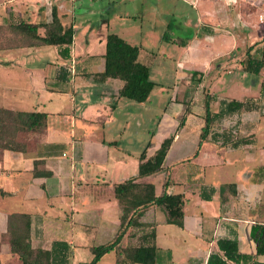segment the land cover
<instances>
[{
  "label": "crops",
  "instance_id": "obj_1",
  "mask_svg": "<svg viewBox=\"0 0 264 264\" xmlns=\"http://www.w3.org/2000/svg\"><path fill=\"white\" fill-rule=\"evenodd\" d=\"M49 6V0H0V25L12 17V20L21 18L28 22L47 21L45 17L51 14V11L48 14ZM216 34L225 39L230 53L239 47L243 54L218 51L195 54L199 52V43L192 45L187 41L184 46L187 54H179L176 61L173 87L177 92L182 87L191 94L180 101L176 93L157 123L156 141L148 142L143 148H146V156L150 157L164 138L172 137L161 170L153 174L137 175L143 150L134 154L131 162L126 155L116 153L118 148L114 151V148L99 142H91L93 146L87 148L72 144V150L67 153L49 134L48 112L0 104V107L14 111L47 114L43 132L19 133L18 140L26 143L25 152L0 149V190L4 192L0 194V255L3 258L17 257L11 252L9 242V214L18 213L25 216L21 221L29 220L28 242L33 248L51 249L55 241H64L72 251L70 257L78 250H88L91 257L77 264L89 262L93 257V247L108 244L115 238L126 208L127 218L134 220L126 228L120 247L154 246L160 250V256L166 263L207 264L210 253L220 252L218 239L236 237L238 251L249 256L237 264L264 263V254L256 253V244L250 237L253 225H264V32L261 36H251L240 46L239 34L234 30L233 34L230 30L217 31ZM37 47L20 48L31 53ZM249 47L250 55L263 61L259 72L252 73L258 76L256 81L249 76L251 72L244 70ZM37 53L27 55H41ZM141 56L139 54V59L143 61ZM95 57L103 61L102 69L96 72L85 71L80 56L72 52L70 58H62L55 64L52 78L55 88L51 90H68L65 83L71 81L73 93L74 80L79 76L92 77L97 84L108 86L112 85L111 81H120L112 85L115 92L111 100L95 108L93 115L87 118L88 124L72 116V138L77 137L78 128L83 136L92 139L99 132L98 127L113 121V113L122 98L119 96L122 80L108 78L98 81L95 74L104 69V59L103 54ZM95 57L91 54L87 59ZM155 57L157 54L154 52L148 54V60ZM144 62L150 65V61ZM15 63L17 58L0 54V66ZM225 70L231 75L224 76ZM219 84L233 86L236 93L233 97H220L215 90ZM47 91L46 87L42 89L43 93ZM207 95L212 102H217L216 109L210 103L212 124L221 122L223 127L216 131L210 127V132L201 141ZM70 100H73L72 96ZM230 100L247 101L248 108L217 116L222 103ZM227 127L231 132H223ZM26 134L30 135L28 139ZM108 142L116 143L115 140ZM99 167L101 170L96 172ZM126 180L152 184L156 196L163 192L183 194V226L168 223L165 211L156 204H149L140 209L138 215H133L134 204L130 203L133 198H118L114 192L115 185ZM94 186V191L86 190ZM112 252L114 256L103 262L104 257ZM70 257L67 264H70ZM116 260L117 254L113 250L105 253L97 264H116Z\"/></svg>",
  "mask_w": 264,
  "mask_h": 264
},
{
  "label": "rangeland",
  "instance_id": "obj_2",
  "mask_svg": "<svg viewBox=\"0 0 264 264\" xmlns=\"http://www.w3.org/2000/svg\"><path fill=\"white\" fill-rule=\"evenodd\" d=\"M49 1L48 14L52 6H56L63 24L73 26L74 41L71 52L80 56L85 71L96 72L102 69V59L95 56L102 54L105 37L107 33L113 32L140 47L143 61H150V79L155 83L145 102L122 97L113 113V121L104 127H98L99 132L94 134L92 139L83 136L78 128L77 137L72 138V116L79 122L88 124L87 118L93 115L95 108L111 100V95L115 92L112 85L115 86V83L120 81H111L112 85L108 86L97 84L92 77L79 76L74 80L73 93L71 81L65 83L68 90H51L52 87L55 88L52 83L55 64L62 59L58 47L39 46L29 53L28 49L20 48L24 47V43L9 25L13 17L7 20L6 24L0 25V54L17 58L15 64L0 66V104L15 109L48 112L49 134L67 153L72 150V144L87 148L93 146L91 142H99L114 148V151L118 148L116 153L126 155L131 162L134 154L142 151L148 142L156 141L157 123L172 102L171 99H175L176 93L180 101L191 94L182 90V87L178 92L173 87L176 61L179 54H187L184 48L187 41L192 45L199 43V52L195 54L217 51L243 54V49L239 47L233 48L230 53L227 50L229 45L216 34L217 31L230 30L233 34L234 30L239 34V46L244 45L251 36H261L264 32V21H260L258 17L262 14L264 20V3L260 0L254 1L252 5L235 0H200L196 7L192 6L190 0ZM50 18L51 14L45 17L47 21H50ZM37 52L41 55H27L38 54ZM153 52L157 57L148 60V54ZM91 54L95 58L87 59ZM73 67L76 68L75 63ZM223 75L231 74L225 70ZM249 76L253 81L258 78L252 73H249ZM70 79L72 80L71 77ZM44 87L48 91L43 93ZM215 90L220 97H233V93H236L233 86L221 84ZM70 96L73 100H70ZM212 101L210 97L209 103L216 109L217 102ZM222 127L221 122L213 123L211 130L216 131ZM226 131L231 132L229 127L223 128V132ZM25 137L28 139L30 135L26 134ZM109 140H115V145L109 143ZM98 170L101 168H96L95 171ZM94 188L96 187L86 190L94 191ZM6 240L7 238H4V241ZM72 256L70 264H75L88 260L91 254L88 250H78ZM106 256L103 262L111 259L114 254L112 252ZM0 264L20 263L14 255L6 258L0 255Z\"/></svg>",
  "mask_w": 264,
  "mask_h": 264
},
{
  "label": "trees",
  "instance_id": "obj_3",
  "mask_svg": "<svg viewBox=\"0 0 264 264\" xmlns=\"http://www.w3.org/2000/svg\"><path fill=\"white\" fill-rule=\"evenodd\" d=\"M245 3V2H244ZM249 4V3H247ZM14 32L24 43V47L53 45L58 47V53L64 59L70 58L71 45L74 41V29L72 25H65L60 19L56 6L51 8L50 21L28 22L23 19L13 20L9 24ZM185 45L184 42H182ZM251 47L246 50L244 70L257 74L262 67V60L250 55ZM103 59L104 69L96 73L98 81L108 78H117L123 81L119 90V96L137 102H144L149 97L155 83L150 79V65L139 59L140 47L132 44L117 33L109 32L105 37ZM210 96L205 98V124L202 127L201 141L210 132L213 115L210 110ZM248 108L247 101L230 100L222 103V108L216 114L222 116L230 112ZM47 114L38 111H14L0 107V149L13 151H26V143L18 140L20 132H38L46 129ZM172 137L162 140L160 146L153 155L146 156V148L141 152L138 165V176H145L161 170L162 163L167 154ZM168 180L164 185L167 186ZM116 197L130 196L131 204H134L133 215H138L139 210L149 204H156L166 213V221L177 226H183V206L185 199L183 194H169L163 192L156 196L152 184H137L132 180H126L114 187ZM0 190V194H3ZM206 199H209L208 197ZM128 200V199H127ZM127 209H123L121 227L115 238L108 244L93 247V257L89 262L77 264H97L100 258L109 251H116V264H169L160 256V250L154 246H127L120 247L126 228L133 222V218H127ZM23 215L12 213L8 216V232L11 252L17 254L20 264H67L72 254L70 246L64 241H55L51 249L33 248L28 242L29 220ZM250 237L256 244V253L264 254V225L255 224L250 231ZM220 252L210 253L207 264H237L240 260H246L249 256L238 251L236 237L220 238L217 240ZM170 259V255L168 257ZM254 264H264L255 262Z\"/></svg>",
  "mask_w": 264,
  "mask_h": 264
},
{
  "label": "built area",
  "instance_id": "obj_4",
  "mask_svg": "<svg viewBox=\"0 0 264 264\" xmlns=\"http://www.w3.org/2000/svg\"><path fill=\"white\" fill-rule=\"evenodd\" d=\"M199 1H200V0H190V2H191V4H192L193 7H196ZM235 1H237V2H245V3H249L250 5H252L253 2H254V1H257V0H235ZM260 1H261L262 3H264V0H260ZM258 17H259V20H260V21H263V15H262V14H259Z\"/></svg>",
  "mask_w": 264,
  "mask_h": 264
}]
</instances>
